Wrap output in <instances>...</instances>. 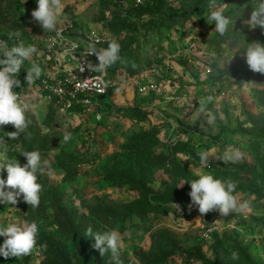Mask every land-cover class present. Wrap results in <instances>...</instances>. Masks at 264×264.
Returning a JSON list of instances; mask_svg holds the SVG:
<instances>
[{"label": "rangeland", "instance_id": "rangeland-1", "mask_svg": "<svg viewBox=\"0 0 264 264\" xmlns=\"http://www.w3.org/2000/svg\"><path fill=\"white\" fill-rule=\"evenodd\" d=\"M62 2L57 31L44 32L31 18L36 0H0V41L13 46L17 41L7 33L20 30L24 43L38 49L17 77L25 87L21 101L28 105L31 136L10 140L6 133L14 126H0L6 143L0 145V162L17 159L23 166L27 160L20 154L32 150L48 161L38 176V208L22 197L15 205L0 203V227L38 223L37 248L20 259L0 255V264H115L110 251L101 256L92 247L94 238L84 236L88 227L120 233L121 264H264V75L249 70L243 50L230 63L225 57L238 45L264 44V30L243 23L250 18L249 0H222L227 15L235 14L232 5L249 3L224 37L207 21L209 0ZM59 31L75 40L108 32L121 45V59L107 70L113 90L101 120L38 96L36 83L50 71L49 59L59 50L51 43ZM33 63L42 75L28 85L26 70ZM149 81L162 91H140V83ZM209 95L213 125L204 113L193 119ZM65 131L72 133L68 143L62 142ZM229 146L240 148L244 158L228 164L218 159ZM201 151L210 153L207 168L200 164ZM197 171L234 181L249 211L202 216L197 206L189 207L187 181ZM0 178L7 179L6 170ZM4 240L0 236V246Z\"/></svg>", "mask_w": 264, "mask_h": 264}, {"label": "clouds", "instance_id": "clouds-1", "mask_svg": "<svg viewBox=\"0 0 264 264\" xmlns=\"http://www.w3.org/2000/svg\"><path fill=\"white\" fill-rule=\"evenodd\" d=\"M26 2V0H25ZM37 7L31 12V18L37 22L45 31H57V25L64 12V3L62 0H36ZM251 5L250 18L243 23L250 29L257 27L264 30V0H249ZM249 3L242 7L232 5L235 14L227 15L229 5L216 0H209L208 7L211 9L207 15L209 24L215 25V33L224 37L234 31L235 22L242 17L243 12L249 7ZM22 32L13 30L7 33L8 40L17 41L9 47L6 41H0V53H3V59H0V126L12 125L16 131L6 133L10 140H17L22 133H27L31 120L27 117L26 111L28 105L20 99L19 92L14 88L21 87V81L17 78L24 62L37 54L38 49L33 44L26 45L21 39ZM76 45H73L75 48ZM243 50L246 64L250 71L264 75V44L260 41H252L243 45H238L236 51H227L225 57L227 62L235 57L237 52ZM121 45L117 40L112 39L107 42V47L97 48L96 43H89L84 56L95 55L98 63H88V69L96 73H105L110 67L115 65L120 59ZM84 67H80L83 72ZM42 75V68L33 63L26 70V84L32 85ZM95 87L99 93H104L107 87L106 83L98 76L95 78ZM211 95L200 101L199 107L193 116L196 119L200 113L207 117V123L213 125L216 116L207 110V103L211 102ZM28 138L31 134L27 133ZM72 133L65 131L62 142L68 143L72 140ZM61 142V141H60ZM6 144L3 137H0V145ZM20 155L27 160L23 166L17 159L0 162V171L6 170L7 179L0 178V203L15 205L22 197L23 201L32 208H38L40 205V193L42 185L38 182V176L43 175L48 167V161H42L39 150L23 151ZM202 167H209L210 153L201 151L197 153ZM218 159L226 164L234 163L244 158L243 152L238 147L229 146L224 154ZM195 179L187 181L190 185L188 193L191 204L198 207L199 213L203 216L209 212L217 211L220 216L225 217L229 214H242L250 209V202L241 201L236 194L237 184L230 179L216 178L211 172L197 171ZM186 183V182H184ZM181 183L178 187H182ZM5 188L8 190L6 191ZM177 210L180 205L175 204ZM40 227L37 222L24 221L20 223H9L7 226L0 227V236L5 237L3 245L0 246V255L4 258L16 257L17 259L32 255L38 245ZM85 237L94 238V249L99 250L100 255L104 256L109 251L115 264H121L119 260V250L122 245V238L118 231L94 232L92 227H88L84 232ZM237 252L231 253V259L237 260Z\"/></svg>", "mask_w": 264, "mask_h": 264}, {"label": "built area", "instance_id": "built-area-1", "mask_svg": "<svg viewBox=\"0 0 264 264\" xmlns=\"http://www.w3.org/2000/svg\"><path fill=\"white\" fill-rule=\"evenodd\" d=\"M138 3L141 0H137ZM112 40L108 33L86 34L83 38L68 39L59 31L52 39L51 47L59 45V50L53 53L50 60V71L46 73L36 87L38 96L50 103H55L64 111L82 110L85 113L95 115L98 120L103 117L101 97L106 95L112 87V81L105 73H96L88 69L87 64H97L95 55L84 56L89 43H96L97 48L107 47V42ZM73 45H76L73 48ZM84 67V71H80ZM100 77L107 85L104 93H99L96 84V77ZM140 91L156 92L162 91V86L155 81L140 83ZM25 89L20 94L22 100ZM213 232V227L204 230L203 236L207 239Z\"/></svg>", "mask_w": 264, "mask_h": 264}, {"label": "trees", "instance_id": "trees-1", "mask_svg": "<svg viewBox=\"0 0 264 264\" xmlns=\"http://www.w3.org/2000/svg\"><path fill=\"white\" fill-rule=\"evenodd\" d=\"M106 76L110 79L111 76L109 74L108 71L105 72ZM40 80V79H39ZM38 80V82H39ZM22 84V82H21ZM25 89L24 85L21 86V87H17V88H14V91L16 92H21ZM112 90H113V87L110 88V90L108 91V93L104 96L101 97V101H102V113H103V116L105 115V109L107 110V108H109L110 104H111V100H110V97H111V94H112ZM51 106H57L55 103H51ZM75 111H78V110H75ZM103 118V117H102Z\"/></svg>", "mask_w": 264, "mask_h": 264}]
</instances>
